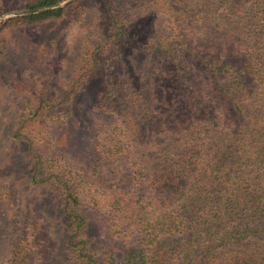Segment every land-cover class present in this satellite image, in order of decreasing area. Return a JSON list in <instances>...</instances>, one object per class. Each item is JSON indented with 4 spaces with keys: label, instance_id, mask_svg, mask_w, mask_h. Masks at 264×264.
Masks as SVG:
<instances>
[{
    "label": "trees",
    "instance_id": "1",
    "mask_svg": "<svg viewBox=\"0 0 264 264\" xmlns=\"http://www.w3.org/2000/svg\"><path fill=\"white\" fill-rule=\"evenodd\" d=\"M63 13L12 18L0 32ZM187 13L190 23L168 32L108 25L112 48L129 62L123 76L137 78L124 91L110 79L95 105L110 124L94 136L90 171L98 178L102 168L110 190L91 209L110 231L135 236L118 264H264V0H189ZM80 200L67 188L61 215L42 225L65 232L70 260L100 264L81 238Z\"/></svg>",
    "mask_w": 264,
    "mask_h": 264
},
{
    "label": "rangeland",
    "instance_id": "2",
    "mask_svg": "<svg viewBox=\"0 0 264 264\" xmlns=\"http://www.w3.org/2000/svg\"><path fill=\"white\" fill-rule=\"evenodd\" d=\"M34 1L0 0V27L64 10L0 32V264H76L63 248L65 232L42 225L61 215L73 187L88 223L85 247L95 248L100 264H118L136 241L110 231L108 217L91 209L110 190L102 168L98 178L90 171L97 166L94 136L110 124L95 105L110 79L119 78L124 91L137 76H123L126 57L112 48L108 25L163 24L168 32L167 24L190 23L189 0H65L31 12L26 5Z\"/></svg>",
    "mask_w": 264,
    "mask_h": 264
}]
</instances>
